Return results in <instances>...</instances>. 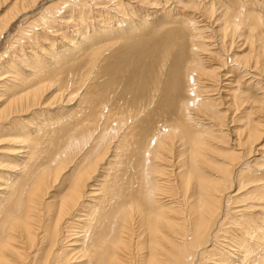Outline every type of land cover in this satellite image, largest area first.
<instances>
[{
	"label": "bare ground",
	"instance_id": "obj_1",
	"mask_svg": "<svg viewBox=\"0 0 264 264\" xmlns=\"http://www.w3.org/2000/svg\"><path fill=\"white\" fill-rule=\"evenodd\" d=\"M39 1L0 0V264L264 262V0Z\"/></svg>",
	"mask_w": 264,
	"mask_h": 264
},
{
	"label": "rangeland",
	"instance_id": "obj_2",
	"mask_svg": "<svg viewBox=\"0 0 264 264\" xmlns=\"http://www.w3.org/2000/svg\"><path fill=\"white\" fill-rule=\"evenodd\" d=\"M53 2H51V3H55V2H58V1H64V0H52ZM48 2V0H40L38 3V6H39V8L41 7V6H43V5H45L46 6V3ZM32 15H34V14H32ZM32 15H30V17H32ZM33 19V18H32ZM49 26H51V25H49ZM18 27V24H15V26H14V28L12 29V31H11V33H13L14 32V30H15V28H17ZM57 28H59V27H57ZM57 28H54L53 30H55V29H57ZM57 30H59V29H57ZM45 39H48L49 38V36L48 35H45V37H44ZM44 39V40H45ZM44 40H42L43 41V44L42 45H40L41 46V48L44 50V46H45V41ZM66 43L67 42H65V44L64 43H59V45H65V46H67L66 45ZM2 48H1V51L6 47L5 45H3V46H1ZM59 47V46H58ZM40 50V49H39ZM39 55V54H38ZM131 69H133L132 67H130V68H128V70L130 71ZM129 74L127 73V74H125V76H123V77H126V76H128ZM125 79V78H124ZM123 79V80H124ZM122 83H123V81H122ZM70 108V110H71V112L73 111V109H75V106H69ZM58 111H55V113H57ZM76 113V112H75ZM74 113V114H75ZM73 114V115H74ZM0 156H3L2 154H0ZM220 163V162H219ZM97 176H99V174L97 175ZM99 178V177H98ZM260 264H264V262H260Z\"/></svg>",
	"mask_w": 264,
	"mask_h": 264
}]
</instances>
